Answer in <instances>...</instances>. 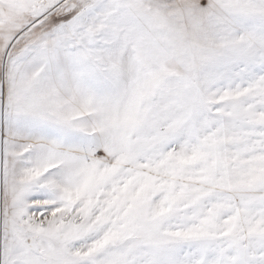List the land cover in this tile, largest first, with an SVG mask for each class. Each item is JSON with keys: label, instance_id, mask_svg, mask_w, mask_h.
Instances as JSON below:
<instances>
[{"label": "rangeland", "instance_id": "1", "mask_svg": "<svg viewBox=\"0 0 264 264\" xmlns=\"http://www.w3.org/2000/svg\"><path fill=\"white\" fill-rule=\"evenodd\" d=\"M109 1L51 0L0 28V264H264V1L245 26L250 0H133L125 20L97 9ZM135 19L172 25L176 53L121 47L126 29L153 34ZM44 30L76 32L81 56L109 62L77 71L105 90L80 116L76 190L66 171L56 186V164L31 190L6 182V153L29 174L40 154L22 70Z\"/></svg>", "mask_w": 264, "mask_h": 264}, {"label": "bare ground", "instance_id": "2", "mask_svg": "<svg viewBox=\"0 0 264 264\" xmlns=\"http://www.w3.org/2000/svg\"><path fill=\"white\" fill-rule=\"evenodd\" d=\"M50 1L0 0V28L2 30L4 28L8 29V27H15V30L20 28L31 18L41 13ZM134 5L136 4H133V0H110L106 4L97 6V9L103 11L106 18L113 19L120 16L122 20H125L126 17H129L127 13L129 10L134 9L135 11ZM253 5L254 0H250L247 11H243L245 13L244 20L246 21H242L243 26L249 25L253 17H259L258 11L255 10ZM153 12L156 13L152 11V14H154ZM257 14L258 16H256ZM135 21L134 23L131 22V29L141 31L142 33L150 29L153 34L144 35L143 33L141 35L133 34L132 36L128 34L130 30L127 31L126 29L125 32L127 33L121 36V47L129 43L139 46L141 43H145L146 45L159 41L165 43L163 44L165 48L174 49L173 44L175 42L165 34L170 31L172 25L167 26L153 23L148 26H140L137 24L138 21L136 19ZM231 36L233 38L235 32ZM36 37V49L26 57L27 66L22 70L24 72L22 81L26 83V87L22 89L23 101L27 100L28 103L24 108L27 116L21 121L33 129L29 136L33 135L39 140L40 146H37V148H39L40 154L32 158V163L30 162V164L33 167L34 174H29V170L23 163L22 165L20 164L21 166H18V169L13 163V158L6 153L5 169L6 180H8L6 182L8 183V189H10L9 179L20 176L24 178L22 185H24L25 189L31 190L34 184L36 185L37 182L43 181L45 167L56 164V172L54 173V176H57L56 186L60 188L61 175L66 171L73 177L72 190H76L78 188L77 183L80 182L79 179L81 178L78 177V167L74 161L80 155L78 154L80 144L79 140H77L81 132L79 124L80 116L85 113L88 114L85 117L86 119L88 118L87 121L92 116H96L99 107L93 99L96 97L98 91L103 92L105 90L103 85L99 86V88L95 85L97 79H95L96 75L94 72L89 76L80 77L77 71L87 68L90 71L106 68L109 62H103L99 66L88 56H81L75 47H73V43L77 37L76 32L66 35L44 30L37 33ZM167 38L170 41L166 43ZM146 51L147 56L157 54L155 53V48H152L149 52L148 50ZM142 53H144L143 49ZM170 53L175 54L176 50L169 51L167 54ZM113 68L116 69L117 66L115 65ZM34 69L41 70L38 73H29L31 70L34 71ZM91 111L92 114H89ZM51 146L59 147L61 149L60 152L51 155L49 152ZM25 157L27 158V155ZM12 167L14 171L11 170ZM9 170L12 171L10 174ZM31 175L32 177L30 178ZM37 192L47 196V191L43 185L38 186ZM19 193L22 195V191H19Z\"/></svg>", "mask_w": 264, "mask_h": 264}]
</instances>
